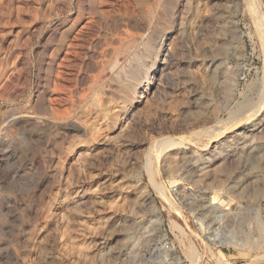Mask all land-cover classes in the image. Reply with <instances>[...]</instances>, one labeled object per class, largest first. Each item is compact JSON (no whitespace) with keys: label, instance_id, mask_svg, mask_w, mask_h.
<instances>
[{"label":"rangeland","instance_id":"374dc122","mask_svg":"<svg viewBox=\"0 0 264 264\" xmlns=\"http://www.w3.org/2000/svg\"><path fill=\"white\" fill-rule=\"evenodd\" d=\"M0 264H264V0H0Z\"/></svg>","mask_w":264,"mask_h":264},{"label":"bare ground","instance_id":"6f19581e","mask_svg":"<svg viewBox=\"0 0 264 264\" xmlns=\"http://www.w3.org/2000/svg\"><path fill=\"white\" fill-rule=\"evenodd\" d=\"M158 142V141H157ZM156 142V143H157ZM161 142V141H160ZM171 141H169V140H167V141H165L163 144H164V147L166 148V147H168V146H170L171 145ZM162 146V145H161ZM163 148V147H162ZM161 150V149H160Z\"/></svg>","mask_w":264,"mask_h":264}]
</instances>
